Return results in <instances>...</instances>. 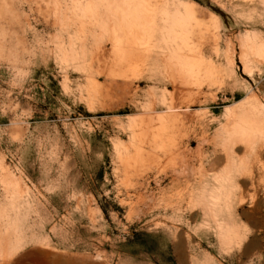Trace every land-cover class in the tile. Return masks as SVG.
<instances>
[{"label":"rangeland","instance_id":"obj_1","mask_svg":"<svg viewBox=\"0 0 264 264\" xmlns=\"http://www.w3.org/2000/svg\"><path fill=\"white\" fill-rule=\"evenodd\" d=\"M75 1L0 0V264H264V153H219L231 115L264 118V0H164L197 11L214 67L181 109L162 59L131 91L101 68Z\"/></svg>","mask_w":264,"mask_h":264},{"label":"bare ground","instance_id":"obj_2","mask_svg":"<svg viewBox=\"0 0 264 264\" xmlns=\"http://www.w3.org/2000/svg\"><path fill=\"white\" fill-rule=\"evenodd\" d=\"M76 2L74 7L79 5ZM48 4L46 9L49 12L60 14L61 8L57 0H48ZM176 4L178 5V2ZM168 5L170 4L164 0H88L84 6L82 4L78 6L82 10L79 18L82 26L80 30L84 33L88 21L91 28L96 25L101 33L108 34L111 49L110 51L104 49L100 62L101 68L108 70L112 79L120 82L121 84H119L128 91L132 89L133 77L142 78L151 73L153 66L157 65L158 67V61L162 59L163 75L173 84L170 108L181 109L183 97L187 96L191 99L195 93L203 92L206 83L215 82L214 67L212 61L203 60L204 45L202 46V41L204 32L208 33V29L204 22L205 25L201 23L200 17L198 19L197 11L193 9L194 7L188 6L183 9L181 5H173L174 8L171 11L169 8L172 7ZM159 36L165 42L166 38H173L174 48L170 50L169 56L161 50L158 44ZM212 36L215 38L214 35ZM215 48L218 50L217 46ZM258 55L261 56V51ZM98 56L100 55L98 54ZM160 56L161 58H159ZM90 63L89 65H91ZM93 64L95 63L93 62ZM243 64L245 70H249L248 62L244 61ZM155 104L156 100L153 99V106ZM173 125L170 128V125L166 123L160 124L159 136H163L170 129L172 133L176 131ZM263 129L264 118L262 119L259 115H249L248 113L238 117L231 115L224 124L223 130H225L226 137L219 147V153L224 156V161L232 163L228 154L231 149L235 148H242L246 153L250 151L260 157L264 153V140H260ZM169 134H171L170 131ZM161 145L166 151L168 150L166 153L180 155L179 145L173 138L162 141ZM202 164L203 162H200V166ZM260 224L264 228V220ZM253 244H256L255 241ZM180 246L178 244L176 249H179ZM249 253L246 254L249 256ZM183 258L184 256H181L180 261L185 264Z\"/></svg>","mask_w":264,"mask_h":264}]
</instances>
